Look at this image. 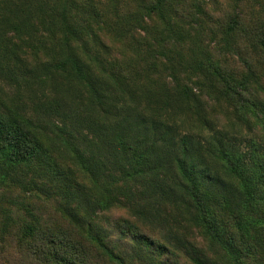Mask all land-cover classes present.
<instances>
[{
  "label": "rangeland",
  "instance_id": "1",
  "mask_svg": "<svg viewBox=\"0 0 264 264\" xmlns=\"http://www.w3.org/2000/svg\"><path fill=\"white\" fill-rule=\"evenodd\" d=\"M155 4L0 0V112L31 119L41 144L15 161L0 133V264H264V178L258 201H250L206 143L213 135L231 140L247 167L262 170L264 50L248 43L240 25L229 30L227 23L240 18L264 27V0ZM64 10L106 73L137 86L136 101L128 103L173 122L179 135L190 130L187 123L193 129L201 145L195 154L203 156L194 160L200 191L190 186L173 195L148 169L133 175L145 147L128 151L115 129L111 139L103 136L107 122L84 84L77 95L83 103L73 110L88 120L63 122L69 117L56 101L74 76L54 64L69 34L60 22ZM71 39L88 60L81 40ZM41 63L49 70L37 77ZM158 171L154 176L171 188L181 175L186 179L176 167Z\"/></svg>",
  "mask_w": 264,
  "mask_h": 264
},
{
  "label": "trees",
  "instance_id": "2",
  "mask_svg": "<svg viewBox=\"0 0 264 264\" xmlns=\"http://www.w3.org/2000/svg\"><path fill=\"white\" fill-rule=\"evenodd\" d=\"M155 1L156 7H162V0ZM60 13H62L60 22L64 24V31L69 34H66V38H64L65 43L59 49L60 57L54 64L56 69L71 70L74 73V76L69 75L67 77L69 80L67 87L64 89L66 95L56 101L59 110L61 107L65 108V112L62 115L69 117V120H63V122H69L74 125V117L77 123H84L88 120V118L83 116L76 117L73 110L75 102L83 103V98L77 101V95L82 93L79 89L80 85L84 84L96 100L99 107L97 111L100 112L101 116L105 118V122H107V124L103 123V125H100V129H102L104 134L103 136L111 139L109 134L112 135V130L115 129L114 136L117 135L119 140L121 139L122 146L128 151H134L133 149L137 151L145 147L146 154L142 151V153L137 155L141 165L140 169L133 168V175L146 172V169H148L149 173H152L150 177H154L155 182L159 183L161 191L173 195L180 194L184 190L187 191L190 186L193 192L197 193L200 191L201 187L198 182V176L194 174V160L200 161L203 158L201 154H195L196 152H200L201 145L194 138L193 129L188 125L187 121L184 120L191 131L186 130V133L179 135L173 122L166 123L155 115L137 111L133 107V103L131 104L127 101V98H130L133 102L136 101L137 92L134 89L137 86L135 84H131L130 86L128 81H123L122 79H114L112 73L108 75L106 67L103 65V58L100 55L92 54L90 42L86 41L82 36L81 25H77L78 23L70 20L65 15V10ZM227 25L229 30H233L234 27L240 25L248 43L251 42L264 50V27L250 25L245 20L241 21L240 18L238 20L232 19V22L230 24L227 23ZM71 37L75 41L81 40L85 45L84 47V45L80 44L78 48H82L89 53L88 60L75 51L74 42ZM95 63L98 64L97 68L100 72L94 71L92 64ZM40 65L42 67H36L33 71L37 77H40L42 73H47L49 70L48 66L44 63ZM116 86L121 89H116ZM60 89H63V85ZM117 98H121L122 101ZM78 106H82V104H77ZM3 109H5V106L0 102V110ZM38 110V116L46 119L45 111L40 107ZM171 117L176 118L177 114L172 112ZM31 121V119L26 117H16L11 111L6 114L0 112V133L3 140L12 146V159L15 161L24 158L32 151L35 153V149L41 145L30 129L29 124ZM209 140L206 143L209 144V151L212 157L226 164L229 172L240 181L241 189H243L242 191H244L250 201H258L261 178H264V162L261 161L259 164L262 167L261 171H252L250 167H247L242 162L231 140H224L222 137L219 138L216 135L211 136ZM159 166H163L166 171L176 167L186 179L181 175V179H177L176 181L175 188L168 187L166 186V181L164 182L163 179L160 180L154 176L156 172H159ZM212 178L215 179L219 186L229 189L226 186V182L218 174L212 175ZM211 184L215 185L214 183ZM34 221L38 222V224L42 223L40 217H35ZM49 254H51V251ZM60 258L65 262L71 260L66 255H60Z\"/></svg>",
  "mask_w": 264,
  "mask_h": 264
}]
</instances>
